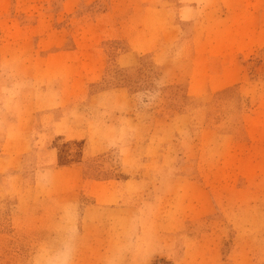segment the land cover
<instances>
[{
	"label": "rangeland",
	"instance_id": "obj_1",
	"mask_svg": "<svg viewBox=\"0 0 264 264\" xmlns=\"http://www.w3.org/2000/svg\"><path fill=\"white\" fill-rule=\"evenodd\" d=\"M3 149L0 264H264V0H0ZM87 158L142 209L35 186Z\"/></svg>",
	"mask_w": 264,
	"mask_h": 264
},
{
	"label": "crops",
	"instance_id": "obj_2",
	"mask_svg": "<svg viewBox=\"0 0 264 264\" xmlns=\"http://www.w3.org/2000/svg\"><path fill=\"white\" fill-rule=\"evenodd\" d=\"M69 98V97H68ZM64 99H61V101ZM56 101V99H49L47 102ZM69 103L67 101H64L62 105L58 104H51L47 105L46 108H50L51 110H47L48 112H52L54 110H58L61 107H66ZM40 108V107H39ZM38 107L35 110L39 109ZM27 118V117H26ZM35 120V114L31 115L30 119L27 118L24 119H17L16 122V131L18 133L17 142H19L17 148L18 152L21 153L16 159L20 163L23 159V155H25L26 152L29 151V132L30 129L34 127V120ZM62 121V118H61ZM60 120L56 119L53 121V128L51 130H44L41 132L43 136L46 138V140H53L57 137H62L65 133L62 129V125L68 124L67 122L63 121L61 123ZM36 123V120H35ZM36 127V124H35ZM37 127H39V123L37 124ZM65 127V126H64ZM44 129V127H43ZM63 132H61V131ZM13 131L12 128H8L6 130V139L5 141L9 140L10 134ZM74 131L78 134H85L87 133V130H80V129H74ZM38 134H40L38 132ZM8 135V136H7ZM79 138V137H77ZM28 142V143H27ZM4 144V143H3ZM2 144V145H3ZM1 145V146H2ZM5 148V147H4ZM17 150V149H16ZM13 151V152H16ZM47 152L49 154H52L53 150L48 148ZM9 155H14L11 151L6 150H0V160L4 163H7V159L10 158ZM22 158V159H21ZM94 158H87L86 160L82 161H71L67 163V165H63L62 168H59L58 170H50L45 173L39 174L35 185L37 187L38 183L43 181L46 184V189L50 193L49 196H57V197H70L73 196V198H77L78 200H85L88 202H91V206L87 209H91L92 212H94V209H97L98 207H101L103 205H112L115 203V199H117L118 205L126 204V208H122L119 206H116L115 209H129L135 210L138 213V209H142L140 206V201L138 199L135 200V198H140L139 193H135L137 190V186L139 185L138 180L133 179H124L120 176H113L109 178H99L97 176H93L88 171V163L92 161ZM24 160V159H23ZM16 177L20 178L21 174H18ZM25 187L20 188V194L19 196L22 198V196L25 194ZM38 190L35 188L34 192H37ZM36 196V195H35ZM131 199V200H130ZM97 207V208H96ZM93 209V210H92ZM98 210V209H97Z\"/></svg>",
	"mask_w": 264,
	"mask_h": 264
}]
</instances>
